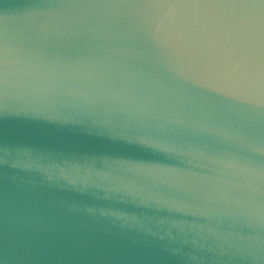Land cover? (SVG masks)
I'll return each instance as SVG.
<instances>
[{"label": "water", "instance_id": "1", "mask_svg": "<svg viewBox=\"0 0 264 264\" xmlns=\"http://www.w3.org/2000/svg\"><path fill=\"white\" fill-rule=\"evenodd\" d=\"M0 264H264V0H0Z\"/></svg>", "mask_w": 264, "mask_h": 264}]
</instances>
